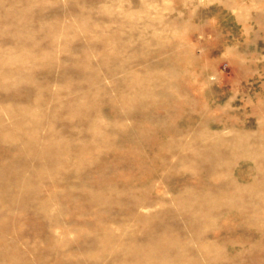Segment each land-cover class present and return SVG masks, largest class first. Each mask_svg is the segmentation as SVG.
Masks as SVG:
<instances>
[{
	"label": "bare ground",
	"instance_id": "bare-ground-1",
	"mask_svg": "<svg viewBox=\"0 0 264 264\" xmlns=\"http://www.w3.org/2000/svg\"><path fill=\"white\" fill-rule=\"evenodd\" d=\"M2 15L7 28L0 36V264H228L237 256L224 247L254 236L239 239L230 227L215 226L235 206L248 225L264 233V162L248 175L261 178V185L253 180L247 186L252 191L243 194L245 185L234 176L235 148L222 149L205 127L192 140L184 139L182 129L166 127L154 111L161 105L167 113L164 101L159 105L158 98H144L150 91L134 82L137 52L128 59L109 56L94 50L106 44L105 37L92 41L87 35L86 65L79 70L84 85L73 87L64 66L69 80L64 95L61 88L51 91V70L43 73L42 83L23 89V58L14 55L23 48L27 30L23 8H0ZM115 22V46L126 49L132 40L121 39L124 23ZM127 22L132 35L135 23ZM40 28L49 29L48 22ZM106 29L97 25L93 31ZM110 57L114 64L107 65ZM102 78H110L109 83ZM146 84L154 90L160 81ZM35 87L41 93L30 99ZM45 93L58 100L49 114L36 108L48 102L41 96ZM23 99L30 104L23 105ZM63 112L69 118L61 121ZM46 116L51 119L42 133L38 128ZM101 150L104 154L95 156ZM97 159V166L89 167ZM63 165L70 171L61 177ZM176 177H182L181 183L171 196L152 194L162 186L172 192ZM169 202L176 208L166 207ZM156 204L162 205L158 211H139ZM252 254L244 256L252 261Z\"/></svg>",
	"mask_w": 264,
	"mask_h": 264
},
{
	"label": "rangeland",
	"instance_id": "rangeland-1",
	"mask_svg": "<svg viewBox=\"0 0 264 264\" xmlns=\"http://www.w3.org/2000/svg\"><path fill=\"white\" fill-rule=\"evenodd\" d=\"M20 7L23 27L27 30L23 31V48L14 55L23 58V89L42 83L43 73L51 70L54 75L50 80L51 91L61 88L64 95L69 82L65 71L62 74L64 66L73 76L70 83L73 87L84 85L87 80L79 70L86 65L87 35L92 41H102L105 37L106 44L95 45L98 49L94 50H105L109 56L117 53L124 59L131 52L138 53L132 64L138 72L134 82L150 91L144 95L145 99L158 98L159 105L164 101L169 107L167 113H163L161 105L154 109L164 117L166 127H179L184 139L189 141L202 127L210 130L214 133L213 139L220 140L222 149L238 151L234 176L243 181V194L252 191L247 186L253 180L261 185V178L255 180L248 175L259 171V163L264 162V0H0L1 9ZM115 19L124 23L121 39L132 40L126 49L118 50L115 46ZM127 21L135 23L136 32L132 35ZM40 22H48L49 29H41ZM97 25L107 28L106 32L93 31ZM6 26L2 15L0 36ZM71 55L76 59L72 60ZM91 56L92 61L98 58L96 51ZM112 64L110 57L107 65ZM29 75H32L31 83L27 80ZM121 76L122 73L118 75ZM109 79L102 78L107 84ZM152 79L160 81L154 90L146 84ZM35 88L30 99L41 93ZM41 96L48 102L36 108L49 114L58 100H53L51 93ZM29 100L23 99V105L30 104ZM59 114L61 121L69 118L65 112ZM50 119L46 116L39 132H46ZM154 128L157 132L160 129L157 125ZM198 146L195 144L192 148ZM248 149L256 155L252 157ZM103 154L101 150L95 156ZM222 156L226 157L225 153ZM100 161L97 159L89 167L97 166ZM67 171L69 167L61 166L60 176ZM181 179L173 180L172 192L162 186L152 194L171 196ZM165 206L175 209L177 205L169 202ZM161 208L162 205L156 204L139 211L152 213ZM241 212V208L232 207L215 224L217 228L230 227L239 239L254 235L243 244L224 247L229 255L237 256L227 263L264 264V257L258 256V251L264 252V242L260 241L264 233L248 225ZM250 251L254 252L252 261L244 256Z\"/></svg>",
	"mask_w": 264,
	"mask_h": 264
}]
</instances>
